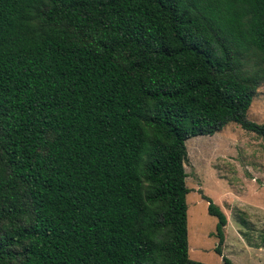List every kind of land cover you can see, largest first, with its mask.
Wrapping results in <instances>:
<instances>
[{
	"label": "trees",
	"instance_id": "obj_1",
	"mask_svg": "<svg viewBox=\"0 0 264 264\" xmlns=\"http://www.w3.org/2000/svg\"><path fill=\"white\" fill-rule=\"evenodd\" d=\"M262 83L264 0H0V264H204L185 142Z\"/></svg>",
	"mask_w": 264,
	"mask_h": 264
},
{
	"label": "rangeland",
	"instance_id": "obj_2",
	"mask_svg": "<svg viewBox=\"0 0 264 264\" xmlns=\"http://www.w3.org/2000/svg\"><path fill=\"white\" fill-rule=\"evenodd\" d=\"M246 118L264 123V83L256 90ZM262 140L236 123L213 135L186 140L184 168L188 255L204 264H264V151ZM208 197L226 215L224 240L217 218L207 211Z\"/></svg>",
	"mask_w": 264,
	"mask_h": 264
}]
</instances>
